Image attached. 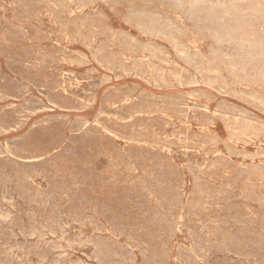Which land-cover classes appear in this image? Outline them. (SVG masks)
<instances>
[{
	"label": "rangeland",
	"instance_id": "374dc122",
	"mask_svg": "<svg viewBox=\"0 0 264 264\" xmlns=\"http://www.w3.org/2000/svg\"><path fill=\"white\" fill-rule=\"evenodd\" d=\"M0 223V264H264V0H0Z\"/></svg>",
	"mask_w": 264,
	"mask_h": 264
},
{
	"label": "bare ground",
	"instance_id": "6f19581e",
	"mask_svg": "<svg viewBox=\"0 0 264 264\" xmlns=\"http://www.w3.org/2000/svg\"><path fill=\"white\" fill-rule=\"evenodd\" d=\"M199 1V0H197ZM195 2V0H194ZM113 3V2H112ZM118 3V2H117ZM198 3V2H196ZM203 3V2H202ZM218 3V2H217ZM55 4V3H54ZM59 4V3H58ZM187 4V3H186ZM192 4V3H191ZM194 4V3H193ZM189 5V4H188ZM61 7V6H60ZM139 7V6H138ZM188 8V7H187ZM52 9V8H51ZM82 9V8H81ZM70 10V9H69ZM95 11V10H94ZM65 14V13H64ZM90 18V17H89ZM81 19V18H80ZM38 20V19H37ZM50 21V20H49ZM51 22V21H50ZM59 23V22H58ZM77 25V24H76ZM57 29V28H56ZM212 29V28H211ZM258 30V29H257ZM56 31V30H55ZM76 31V30H75ZM212 31V30H211ZM103 32V31H102ZM188 32V31H187ZM54 33V32H53ZM77 33V32H76ZM80 33V32H79ZM124 34V33H123ZM53 35V34H52ZM12 37V36H11ZM108 37V36H107ZM126 38V37H125ZM108 40V39H107ZM19 43V42H18ZM95 43V42H94ZM54 45V44H53ZM95 45V44H94ZM124 45V44H123ZM88 46V45H87ZM112 46V45H111ZM57 48V47H56ZM106 49V48H105ZM134 49V48H133ZM44 50V49H43ZM111 51V50H110ZM198 51V50H197ZM97 52V51H96ZM101 52V51H100ZM117 53V52H116ZM55 54V53H54ZM123 54V53H122ZM56 55V54H55ZM43 58V57H42ZM10 59V58H9ZM131 59V58H130ZM25 61V60H24ZM116 65V64H115ZM45 66V65H44ZM134 66V65H133ZM136 69V68H135ZM233 69V68H232ZM149 70V69H148ZM31 71V70H30ZM26 73V72H25ZM57 73V72H56ZM140 73V72H139ZM19 74V73H18ZM150 74V73H149ZM245 76V75H244ZM73 77V76H72ZM75 80V79H74ZM13 81V80H12ZM53 81V80H52ZM64 81V80H63ZM76 81V80H75ZM28 82V81H27ZM37 83V82H36ZM40 83V82H39ZM50 83V82H49ZM148 83V82H147ZM43 85V84H42ZM56 85V84H55ZM71 85V84H70ZM74 86V85H73ZM55 88V87H54ZM19 89V88H18ZM63 90V89H62ZM83 90V89H82ZM74 91V90H73ZM20 92V91H19ZM204 92V91H203ZM18 93V92H17ZM23 93V92H22ZM27 93V92H26ZM29 93V92H28ZM61 94V93H60ZM121 94V93H120ZM70 95V94H68ZM7 96V95H6ZM136 97V96H135ZM117 98V97H116ZM22 99V98H21ZM112 99V98H111ZM32 101V100H31ZM115 101V100H114ZM120 101V100H119ZM155 101V100H154ZM117 102V101H116ZM89 103V102H88ZM115 103V102H114ZM135 103V102H134ZM139 103V102H138ZM209 103V102H208ZM29 106V105H28ZM19 107V106H18ZM156 107V106H155ZM184 107V106H183ZM26 108V107H25ZM137 108V107H136ZM258 108V107H257ZM143 109V108H142ZM35 110V109H34ZM38 110V109H37ZM153 110V109H151ZM20 111V110H19ZM40 111V110H39ZM125 111V110H124ZM99 112V111H98ZM118 112V111H117ZM205 112V111H204ZM28 113V112H27ZM30 113V112H29ZM122 114V113H121ZM135 114V113H134ZM23 115V114H22ZM212 117V116H211ZM57 119V118H56ZM163 119V118H162ZM237 119V118H236ZM39 120V119H38ZM47 121V120H46ZM19 123V122H18ZM65 123V122H64ZM82 123V122H81ZM107 123V122H106ZM132 123V122H131ZM47 125V124H46ZM155 125V124H154ZM14 126V125H13ZM21 126V125H20ZM73 126V125H72ZM119 126V125H118ZM61 127V126H60ZM63 128V127H62ZM103 130V129H102ZM3 131V130H2ZM47 131V130H46ZM72 131V130H71ZM86 131V130H85ZM9 132V131H8ZM92 132V131H91ZM236 133V132H235ZM82 134V133H81ZM171 135V134H170ZM169 135V136H170ZM31 136V135H30ZM135 136V135H134ZM21 137V136H20ZM84 137V136H83ZM139 137V136H138ZM182 137V136H181ZM61 138V137H60ZM213 138V137H212ZM48 139V138H47ZM186 139V138H185ZM256 139V138H255ZM86 140V139H85ZM103 140V139H102ZM167 140V139H166ZM10 141V140H9ZM54 141V140H53ZM89 141V140H88ZM67 142V141H66ZM153 142V141H152ZM95 143V142H94ZM29 144V143H28ZM35 144V143H34ZM104 144V143H103ZM36 145V144H35ZM60 146V145H59ZM78 146V145H77ZM88 146H91L88 145ZM231 146V145H230ZM29 147V146H28ZM69 149V148H68ZM164 150V149H163ZM79 151V150H78ZM95 151V150H94ZM87 152V151H86ZM89 152V151H88ZM53 153V152H52ZM64 153V152H63ZM77 153V152H76ZM80 153V152H79ZM67 154V153H66ZM255 154V153H254ZM11 155V154H10ZM77 155V154H76ZM202 157V156H201ZM77 158V157H76ZM94 158V157H93ZM169 158V157H168ZM22 159V158H21ZM40 159V158H39ZM53 159V158H52ZM80 159V158H79ZM85 159V158H84ZM54 160V159H53ZM30 161V160H29ZM50 161V160H49ZM211 161V160H210ZM54 163V162H53ZM57 163V162H56ZM62 163V162H61ZM85 163V162H84ZM157 163V162H156ZM56 165V164H55ZM205 166V165H204ZM237 167V166H236ZM72 169V168H71ZM153 169V168H152ZM159 171V170H158ZM147 172V171H146ZM226 172V171H225ZM69 173V172H68ZM165 173V172H164ZM239 174V173H238ZM8 175V174H7ZM180 175V174H179ZM229 175V174H228ZM54 176V175H53ZM95 177V176H94ZM98 177V176H97ZM93 178V177H92ZM81 179V178H80ZM107 181V180H106ZM171 181V180H170ZM263 181V180H262ZM34 183V182H33ZM176 183V182H175ZM184 184V183H183ZM103 185V184H102ZM245 186V185H244ZM47 187V186H46ZM27 188V186H26ZM80 188V187H79ZM148 188V187H147ZM243 189V188H242ZM258 189V188H257ZM131 190V189H130ZM240 191V190H239ZM173 192V191H172ZM83 194V193H82ZM139 194V193H138ZM149 194V193H148ZM202 194V193H201ZM53 195V194H52ZM106 195V194H105ZM157 195V194H156ZM170 195V194H169ZM73 196V195H72ZM47 197V196H46ZM262 198V197H261ZM143 199V198H142ZM241 199V198H240ZM81 200V199H80ZM42 201V200H41ZM80 202V201H79ZM33 203V202H32ZM115 203V202H114ZM139 204V203H138ZM159 204V203H158ZM145 205V204H144ZM103 206V205H102ZM130 207V206H129ZM138 207V206H137ZM151 207V206H150ZM75 208V207H74ZM110 208V207H109ZM87 209V208H86ZM182 209H180L181 211ZM207 210V209H206ZM251 210V209H250ZM92 211V210H91ZM145 211V210H144ZM236 211V210H235ZM11 212V211H10ZM107 212V211H106ZM126 212V211H125ZM255 212V211H254ZM161 213V212H160ZM152 214V213H151ZM58 216V214H57ZM242 216V215H241ZM155 217V216H154ZM35 218V217H34ZM49 218V217H48ZM122 219V218H121ZM86 220V219H85ZM141 220V219H140ZM158 220V219H157ZM131 221V220H130ZM60 223V222H59ZM232 223V222H231ZM1 224V223H0ZM99 224V223H98ZM159 224V223H158ZM52 225V224H51ZM155 225V224H154ZM262 227V226H261ZM108 230V229H107ZM118 231V230H117ZM159 232V231H158ZM131 233V232H130ZM263 233V232H262ZM55 234V233H54ZM116 234V233H115ZM149 235V234H148ZM260 235V234H259ZM25 236V235H24ZM53 236V235H52ZM157 238V237H156ZM165 238V237H164ZM63 240V239H62ZM107 240V239H106ZM129 240V239H128ZM71 242V241H70ZM155 242V241H154ZM77 243V242H76ZM68 244V243H67ZM88 244V243H87ZM139 244V243H138ZM48 245V244H47ZM120 245V244H119ZM43 246V245H42ZM59 246V245H58ZM71 246V245H70ZM73 246V245H72ZM105 246V245H104ZM108 247V246H107ZM254 247V246H253ZM54 248V247H53ZM52 248V249H53ZM55 249V248H54ZM58 250V249H57ZM111 250V249H110ZM145 250V249H144ZM96 251V250H95ZM172 251V250H171ZM100 253V252H99ZM108 254V253H107ZM125 254V253H124ZM44 255V254H43ZM114 255V254H113ZM116 255V254H115ZM64 256V255H63ZM103 256V255H102ZM124 257V256H123ZM132 257V256H131ZM90 258V257H89ZM88 258V259H89ZM136 258V257H135ZM150 258V257H149ZM107 259V258H105ZM134 260V259H133ZM81 261V260H80ZM144 262V261H143ZM121 263V262H119ZM164 263V262H163ZM57 264V263H55Z\"/></svg>",
	"mask_w": 264,
	"mask_h": 264
}]
</instances>
